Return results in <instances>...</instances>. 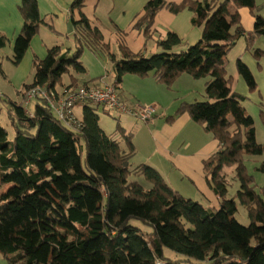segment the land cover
I'll return each mask as SVG.
<instances>
[{"label": "trees", "instance_id": "obj_1", "mask_svg": "<svg viewBox=\"0 0 264 264\" xmlns=\"http://www.w3.org/2000/svg\"><path fill=\"white\" fill-rule=\"evenodd\" d=\"M70 1L72 15H80L78 20L71 18L76 28L72 34L75 47L55 46L44 59L35 58L33 81L24 85L23 99L34 88L66 86L62 79L71 74V68L78 74L86 73L80 61V36L87 33L99 43L103 41L116 86L126 75H153L167 86L182 74L209 78L206 101L183 103L177 115L187 113L218 142V150L206 160V170L220 207L205 208L185 198L148 165L134 168L132 135L121 129L128 145L125 152L120 140L102 130L94 105H83L82 127L74 131L57 119L44 99H35L33 118L26 114L23 101L7 99L15 113L9 114L12 140L0 122L2 257L8 264H178L165 256L169 249L193 264H264V185L257 183L247 166L251 157H264V145L257 143L255 121L242 106L243 97L234 90L224 66L238 40L264 37L263 6L257 0H183L177 4L150 0L133 23L146 43L164 9L174 14L191 11L192 24L202 29L201 40L176 52L183 41L170 32L165 40H158L161 51L151 57L133 52L120 41L118 57L110 53L103 34L85 15L87 0ZM242 8H248L255 20L248 35L242 24ZM20 11L24 26L14 45L16 64L46 24L36 0H22ZM8 42L7 35L0 33V53ZM256 54L263 56L261 51ZM238 68L249 88L255 90L257 81L242 59ZM67 86H78L77 80ZM83 146L85 161L80 152ZM233 166L240 182L237 199L249 213V226L235 218L238 202L227 199V170ZM254 171L264 174V160ZM140 175L151 188L133 180ZM133 220L143 222L152 232L143 233L131 224Z\"/></svg>", "mask_w": 264, "mask_h": 264}, {"label": "rangeland", "instance_id": "obj_2", "mask_svg": "<svg viewBox=\"0 0 264 264\" xmlns=\"http://www.w3.org/2000/svg\"><path fill=\"white\" fill-rule=\"evenodd\" d=\"M259 2L261 3L262 0H257L258 4ZM86 5L84 12H87L90 23H94L103 31L105 42L110 45V50L112 52L120 54L121 56L120 44L123 43H120V41L125 40L127 42V36L130 35V32L135 33V36H130L131 42L129 41L131 49L134 51H143L147 57H151L161 51L158 45V40L156 39L158 37L156 36L163 34V32L158 29L157 26H155L156 28L153 37H151L147 43L142 34L137 30L132 29V31H129V34L126 35L119 27H117L115 23L116 21L125 24L127 20L121 17L120 11L122 5L120 3L113 5L110 0H88ZM261 11V14L264 16V9ZM49 22L51 25L55 24V22ZM50 24H47L49 28L51 26ZM192 26L195 27L193 24ZM49 28L45 36L42 34V38L46 40L48 45H51L52 39L54 38V32ZM62 28L63 33H68V26L66 28L63 26ZM195 28L202 30L199 27ZM112 30H116L117 35L113 34ZM170 32H166L164 36L167 38ZM38 35L39 34H37V37H40ZM80 37L83 39L80 41L83 44V53L80 60L82 64L88 68L90 73L97 74V76L100 74L106 75L107 69L109 70V74H111V66H109V62L105 59L107 49L105 48L103 41L99 43L94 35L92 37V35L88 33L85 34V36L82 35ZM36 40L35 38L32 40L30 47L32 50L30 54L34 51L33 43ZM257 41L258 39L255 41H250L248 39L238 40L236 45L227 55L224 66L228 72V78L232 81L231 84L234 87V90H237L236 92L243 97L242 106L246 109V113L255 121L257 143L264 145V92L260 89L259 83H257L259 88L257 86L255 90H251L245 81H240L245 87V91H242V88L238 84L239 77H241L238 68V60L243 59V56L247 53H254V57L257 60H260L263 57L259 58L258 54H256L259 52L256 47ZM74 43H76L74 42V37L71 38V40L64 38V44L66 47L72 46ZM78 45H80V43ZM184 45L183 42L182 46ZM0 56L2 61L0 90L5 93L3 97L4 100L2 99L0 101V122L2 126L7 129L9 138L12 140L14 131L11 127L9 114L10 111H12L11 113L13 114L15 112L11 110V105L5 100L10 99L16 103H20L22 101L24 85L30 84L33 81L35 70L32 62L30 65L24 59L19 64H16L15 61H13V49L11 48L10 43H8V45L1 51ZM37 56H39V53L35 55V57ZM70 73L72 75H67L62 79L64 85H73L76 80L78 85H86V80H84L85 78L87 79L86 76L83 77L81 74H78L73 68L70 69ZM111 78L115 81L113 74ZM208 80L209 78L207 77L196 79L189 74H182L169 86L161 84L166 95L163 96L160 93L155 95V97L151 95L149 96V101L152 105L157 107L158 114L148 122H140L135 117L132 116V118L125 114L114 115L103 106H94V108L99 116V124L102 130L107 132L109 136L115 134L124 136L121 132V129H124V120H129L134 123V138H132V143L136 151L131 159L134 168L139 165H149L150 163L148 164L147 160L156 149L158 153L160 152L161 156H165L167 161L162 163L157 157H155L154 162L152 163L153 165L150 164L149 166H156L157 169L160 168L161 173L167 180V184L171 188L179 192L185 198L200 203L205 208L212 207L215 208V210H218L220 207V200L208 184V172L206 170V160L218 150V142L215 140L212 133L207 132L201 123L194 122L187 113L177 115V111L183 103L206 101L205 90ZM144 81H153V84L156 83L154 80H151V78H145ZM56 88L60 89L61 87L58 85ZM143 95L147 96L148 94ZM137 100L138 99H134V103L137 102ZM34 105L35 100L30 104L31 110H33ZM127 105L130 106L129 104ZM82 108L83 105L77 106L74 109L75 114L77 113V115L80 116V110ZM171 117L174 119L173 122L168 121ZM232 118L233 117H231V119ZM156 120H159L157 127L155 126ZM147 127L151 129V133L147 130ZM155 131L157 133L153 135V132ZM122 138L124 139V137ZM120 145L125 152H128V145L125 140H121ZM80 152L83 161H85L87 154L85 146L81 148ZM263 160L264 157H251L247 164L248 172L256 177L259 185H264V174L255 172L254 166ZM227 171V184L229 189L227 199H235L238 202V212L235 214V218L240 224L249 226L251 224L249 213L237 199L240 182L236 177V169L233 166L229 167ZM133 180L138 181L146 189L152 187V184L149 183L143 175L133 177ZM131 224L141 229L143 233L147 234L152 232V229L149 226L139 220H133ZM165 256L172 261L178 262V264H193L188 261L189 259L186 256L169 249L165 250ZM194 263L197 264V262Z\"/></svg>", "mask_w": 264, "mask_h": 264}, {"label": "crops", "instance_id": "obj_3", "mask_svg": "<svg viewBox=\"0 0 264 264\" xmlns=\"http://www.w3.org/2000/svg\"><path fill=\"white\" fill-rule=\"evenodd\" d=\"M36 1L38 3V8H39L41 18L48 25L50 24L49 21L55 22V24H53V25L50 24L54 29L53 30L54 38L52 39L51 45H48V43H46V40H44V38H42V34H43V36H45L46 32L49 28L47 24H44L40 28V31L38 33L39 34L38 36H40V37H37V35L34 37L35 40L37 38V40L34 41V43H33L34 44L33 45L34 51H32V53L30 54L32 49L29 48L28 51L26 52L24 58H23L30 65H31V62L33 63V60L35 58H40V59L45 58L47 56L48 50L55 47V46L61 45L66 49L67 48L73 49L75 47V43L72 46L66 47L64 44V38L71 40V38H73L72 34L74 33L76 28L73 25V32L71 34H68V33H63L62 27L64 26L66 28L68 26L69 22L72 23V21H71L72 17H74L75 20H78L80 18V15L78 12H75L72 15V13H71V1L70 0H36ZM149 1L150 0H110V2L113 3V5H117L118 3H120L122 5L120 14H121V17H123L124 19H127V20H126L125 24L120 23L119 21H116L115 23H116L117 27H119L122 30V32H124V34L128 35L129 31H132L135 18L138 15L142 14V12L144 11V7L147 5V3ZM165 1H167L169 3H176L177 4V3H181L183 0H165ZM87 2H88V0L86 1V4H87ZM21 5H22V0H0V33L7 35L8 39H9L8 43H10V46L13 49V52H14L15 42H16V40H17V38H18V36H19L23 26H24V19H23V16L21 14V11H20ZM259 5H262L263 6L262 9H264V0H262L261 3L259 2ZM86 6L87 5H85V7ZM85 7H84V9H85ZM115 8H116V6H115ZM84 9H83V11H84ZM240 14L242 17V24L246 30L247 35H248L254 28L255 20L252 17L250 10L248 8H242L240 10ZM85 15L88 17L87 12L85 13ZM193 16H194L193 13L189 10H183L179 14H174L169 9H164V10L160 11L159 14L157 15L155 26H157V28L160 29L163 32V34H160V35L156 34L157 35L156 37H158L156 39L157 40H165L166 36H164V34L166 32L172 31L173 33L177 34L185 44L184 46L177 47L175 49L176 52L186 50L187 47L195 45L196 43H198L201 40L202 30L192 26ZM88 19H89V17H88ZM92 26L99 29L98 26L95 25L94 23L92 24ZM100 32L103 34L102 30H100ZM112 33L117 35L116 30H112ZM103 36H104V34H103ZM130 36H135V33L130 32V35L127 36V42L125 40H122V41L125 42V45H127L130 48V50H132L133 52H136L133 49H131ZM34 38L32 40H34ZM242 39H245V38H242ZM31 43H32V41H31ZM104 43L109 45L108 43L105 42V36H104ZM30 47H31V44H30ZM256 47L258 48L259 51H261L263 53V57L260 60H257L254 57V53H247L243 56L242 61L250 68V70L253 73L257 83H259V85H260V89H262L264 92V37L258 39V41L256 42ZM138 51H140V50H138ZM37 53H39V56L35 57V55H37ZM110 53L116 54V53L112 52L111 50H110ZM116 55L118 57H121L120 54H116ZM12 59H13V56H12ZM105 59L109 62V64H110L109 66H111V71H112V64L110 63V59L108 57V54L106 55V53H105ZM86 70H87L86 73L84 75H82L83 77L84 76L87 77V79L83 78L88 83L85 86L98 87L103 81L110 83V84H115V81H113L111 78L112 73L109 74L108 69H107L106 75L100 74L98 76H97V74L90 73L88 71V68H86ZM134 77L138 78V79H135ZM146 78H148V79L151 78V80H154L156 83L153 84V81H149V82L144 81L145 78L142 79V78L135 76V75H126L124 77L121 85H117L118 92H119V95L122 98V100L124 102H126L127 104H129L130 106H134L137 104H151V102L149 101L150 95L153 97H155V95L160 94V93L163 96L166 95L164 89H162L161 83H159L153 75H150ZM240 81H244L242 77H239V83L238 84L242 88V91H245L246 89L240 83ZM258 88H259V86H258ZM2 93L5 95V93L3 91H2ZM143 94H148V95L144 96ZM134 99H138L137 102L134 103ZM22 101H23V96H22ZM157 114H158V112H157ZM157 114H156V116H157ZM76 115H77V113H76ZM82 115H83V108L80 110V116L77 115V117L81 120ZM125 115H128V114H125ZM129 116H131V115H129ZM173 120L174 119L171 117V119L168 121L173 122ZM124 121H125L124 122L125 125H124L123 130H124L125 135L132 134V136L134 138V123L130 122L129 120H124ZM140 122H142V121H140ZM155 122H156L155 126L157 127L159 120H156ZM147 130L151 133L150 128L147 127ZM129 131H130V133H129ZM156 133H157L156 131L153 132V135ZM106 134H107V132H106ZM113 137H115V139H118L120 141L124 140L122 138L123 136H121L119 134H115V135H113ZM159 138H160V136H159ZM155 142H156V140H155ZM149 157L150 158L147 160L148 164L149 163L152 164L154 162L155 157H157L159 159V161L162 163H165V161H167L165 156H161L160 152L158 153V151L156 149L154 150V152ZM152 168L159 171V173L165 179V176H163V174L161 173L160 168L157 169L156 166L152 167ZM165 181L167 182L166 179H165ZM0 264H8V262L2 257L1 253H0Z\"/></svg>", "mask_w": 264, "mask_h": 264}, {"label": "built area", "instance_id": "obj_4", "mask_svg": "<svg viewBox=\"0 0 264 264\" xmlns=\"http://www.w3.org/2000/svg\"><path fill=\"white\" fill-rule=\"evenodd\" d=\"M3 96L4 94L0 91V100ZM38 98L44 99L57 119L74 131L82 127V122L74 111L79 105L103 106L114 115L128 114L142 122L150 121L158 112L157 107L152 104L128 106L120 97L118 87L104 81L98 87L78 85L57 89L48 84L31 89L23 99V106L30 118L34 117L30 104Z\"/></svg>", "mask_w": 264, "mask_h": 264}, {"label": "water", "instance_id": "obj_5", "mask_svg": "<svg viewBox=\"0 0 264 264\" xmlns=\"http://www.w3.org/2000/svg\"><path fill=\"white\" fill-rule=\"evenodd\" d=\"M73 32V24L71 22L68 23V33L71 34Z\"/></svg>", "mask_w": 264, "mask_h": 264}]
</instances>
